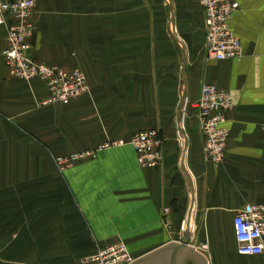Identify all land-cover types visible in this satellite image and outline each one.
<instances>
[{
  "label": "crops",
  "instance_id": "crops-1",
  "mask_svg": "<svg viewBox=\"0 0 264 264\" xmlns=\"http://www.w3.org/2000/svg\"><path fill=\"white\" fill-rule=\"evenodd\" d=\"M235 1L241 55L214 61L197 0H35L27 55L77 68L89 89L64 105L40 106L43 82L11 75L0 26V264H79L118 240L134 262L186 233L207 264H264V252L235 253L231 228L244 205L264 204V0ZM204 83L231 101L217 166L191 109ZM147 129L162 139L157 167L128 144L62 173L50 159Z\"/></svg>",
  "mask_w": 264,
  "mask_h": 264
},
{
  "label": "built area",
  "instance_id": "built-area-1",
  "mask_svg": "<svg viewBox=\"0 0 264 264\" xmlns=\"http://www.w3.org/2000/svg\"><path fill=\"white\" fill-rule=\"evenodd\" d=\"M203 16L204 57L207 60L223 61L237 59L241 55L239 40L233 35L228 21L237 10L235 0H197ZM35 0H0V26L5 27L6 49L3 57L6 67L14 78L28 82L37 79L47 90V102L65 103L77 97L84 87L80 71H64L58 67L33 61L27 52L34 28L31 17ZM231 108L229 95L213 84H201L196 101L191 105L198 133L202 138L201 155L204 161L217 166L224 153L228 137L224 127L225 114ZM184 109V105H183ZM183 111V110H182ZM176 137L184 143L180 120L176 125ZM128 144L135 153L140 167H157L161 163L162 139L155 130H141L126 141L104 140L92 151L74 156H91L92 152ZM235 253L252 257L264 252V204H246L231 221ZM132 262L125 244L116 241L97 248L79 264H130Z\"/></svg>",
  "mask_w": 264,
  "mask_h": 264
},
{
  "label": "water",
  "instance_id": "water-1",
  "mask_svg": "<svg viewBox=\"0 0 264 264\" xmlns=\"http://www.w3.org/2000/svg\"><path fill=\"white\" fill-rule=\"evenodd\" d=\"M187 242L186 233L179 242L165 244L130 264H207Z\"/></svg>",
  "mask_w": 264,
  "mask_h": 264
},
{
  "label": "rangeland",
  "instance_id": "rangeland-1",
  "mask_svg": "<svg viewBox=\"0 0 264 264\" xmlns=\"http://www.w3.org/2000/svg\"><path fill=\"white\" fill-rule=\"evenodd\" d=\"M51 66H53V65H51ZM55 67H58V68H60V69H62V70H64V71H69V70H73V69H76V70H78L77 68H75V67H71V68H68V69H64V68H61V67H59V66H55ZM79 71V70H78ZM81 72V71H80ZM82 73V72H81ZM82 75H83V73H82ZM83 78H84V87H83V91L77 96V97H71V98H69L68 100H67V102H65V103H61V102H47V101H44V102H41L40 103V106H45V105H64V104H67L68 102H70V101H72V100H75L76 98H79V96H82V95H85V94H87L88 93V91H89V89H88V86L86 85V83H85V77H84V75H83ZM46 89V88H45ZM46 92H47V90H46ZM48 95V94H47ZM47 100V99H46ZM183 105H184V109H183ZM186 105H187V103H181L180 104V112L178 113V115L180 116H182L183 117V113H184V111H185V108H186ZM183 110V111H182ZM180 122H181V120H180ZM147 130H154V129H147ZM157 133H158V135H159V132L157 131V130H155ZM138 132V131H137ZM136 133V132H135ZM160 136V135H159ZM161 138V137H160ZM108 140H111V139H108ZM103 142V141H102ZM101 142V143H102ZM100 144V143H99ZM98 144V145H99ZM96 148V147H95ZM95 148H93V149H87V150H83V151H80V152H75V153H72V154H68V155H66V156H61V157H50V159H51V162H52V164H53V166H54V169H55V171L57 172V173H62L64 170H67L68 168H71L75 163H77V162H79V161H81V160H84V159H86V158H89V157H91L95 152H92V155L91 156H85V157H81V158H75L74 160H72L73 159V157L74 156H77V155H79V154H82V153H84V152H86V151H92V150H94Z\"/></svg>",
  "mask_w": 264,
  "mask_h": 264
},
{
  "label": "bare ground",
  "instance_id": "bare-ground-1",
  "mask_svg": "<svg viewBox=\"0 0 264 264\" xmlns=\"http://www.w3.org/2000/svg\"><path fill=\"white\" fill-rule=\"evenodd\" d=\"M228 25H229V21H228Z\"/></svg>",
  "mask_w": 264,
  "mask_h": 264
}]
</instances>
